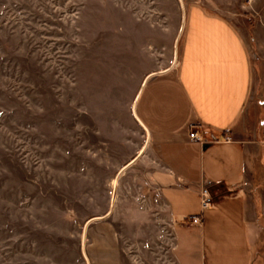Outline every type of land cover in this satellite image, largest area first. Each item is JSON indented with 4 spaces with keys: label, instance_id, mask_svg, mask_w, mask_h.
Returning a JSON list of instances; mask_svg holds the SVG:
<instances>
[{
    "label": "rangeland",
    "instance_id": "rangeland-1",
    "mask_svg": "<svg viewBox=\"0 0 264 264\" xmlns=\"http://www.w3.org/2000/svg\"><path fill=\"white\" fill-rule=\"evenodd\" d=\"M240 1L212 8L264 10ZM187 2L0 0V264H91L108 238L126 264H175L131 105L175 64Z\"/></svg>",
    "mask_w": 264,
    "mask_h": 264
},
{
    "label": "crops",
    "instance_id": "crops-1",
    "mask_svg": "<svg viewBox=\"0 0 264 264\" xmlns=\"http://www.w3.org/2000/svg\"><path fill=\"white\" fill-rule=\"evenodd\" d=\"M221 1L188 0L175 64L146 73L134 102L174 221L175 264H264V10L231 15L214 9ZM202 185L213 199L203 210ZM197 213L200 224L183 220ZM88 256L126 264L111 238L95 239Z\"/></svg>",
    "mask_w": 264,
    "mask_h": 264
},
{
    "label": "built area",
    "instance_id": "built-area-1",
    "mask_svg": "<svg viewBox=\"0 0 264 264\" xmlns=\"http://www.w3.org/2000/svg\"><path fill=\"white\" fill-rule=\"evenodd\" d=\"M188 137L192 140L202 141V137L193 130L188 131ZM224 139L228 140V137L225 136ZM212 203H213V199L211 194L209 193L207 187L205 185H202L199 190L200 209L203 210L204 208L211 206ZM183 220L190 224L198 225L201 223V214L200 213L192 214L187 216Z\"/></svg>",
    "mask_w": 264,
    "mask_h": 264
},
{
    "label": "water",
    "instance_id": "water-1",
    "mask_svg": "<svg viewBox=\"0 0 264 264\" xmlns=\"http://www.w3.org/2000/svg\"><path fill=\"white\" fill-rule=\"evenodd\" d=\"M159 71H160V70H159ZM138 91H139V90H138ZM138 91H137V93L135 94V97L133 98L132 105H131V112H132V115H133V116H134V102H135V100H136V97H137ZM146 139H147V137L145 138V140H144V144H143V145L146 144ZM141 150H142V148L139 149V152L137 153V155L141 152ZM131 160H132V159H131ZM131 160H130V161H131ZM88 220H90V219H88Z\"/></svg>",
    "mask_w": 264,
    "mask_h": 264
}]
</instances>
